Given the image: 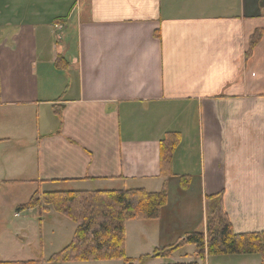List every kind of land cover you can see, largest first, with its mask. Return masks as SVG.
I'll return each instance as SVG.
<instances>
[{"label": "crops", "instance_id": "1", "mask_svg": "<svg viewBox=\"0 0 264 264\" xmlns=\"http://www.w3.org/2000/svg\"><path fill=\"white\" fill-rule=\"evenodd\" d=\"M0 165L65 191L167 187L158 220L128 222L153 245L139 257L206 232L216 194L235 233L263 232L264 0H0Z\"/></svg>", "mask_w": 264, "mask_h": 264}, {"label": "trees", "instance_id": "2", "mask_svg": "<svg viewBox=\"0 0 264 264\" xmlns=\"http://www.w3.org/2000/svg\"><path fill=\"white\" fill-rule=\"evenodd\" d=\"M263 31L257 30L250 40V51L259 43ZM55 66L66 70L69 63L60 56ZM61 115V109L54 107ZM178 133H168L161 146L162 175L172 174L173 155L180 143ZM183 185L190 184L188 177L183 178ZM43 202L56 211L69 217L78 224L72 241L52 259V264L67 262H90L120 259L126 263L131 260L127 255L126 223L130 220H158L163 208L168 203V190L164 187L159 192L145 189L129 190H78L36 192L28 203L18 207V211L40 206ZM207 231L188 233L183 239L167 247L156 249L152 254L140 257L143 263L153 258L169 259L187 244L196 245V259L205 260L207 255L222 254H261L264 264V231L255 233H235L228 213L223 206L222 194L210 196L206 200ZM0 264H44V260L2 261ZM132 264V263H130ZM189 264H199L197 261Z\"/></svg>", "mask_w": 264, "mask_h": 264}, {"label": "rangeland", "instance_id": "3", "mask_svg": "<svg viewBox=\"0 0 264 264\" xmlns=\"http://www.w3.org/2000/svg\"><path fill=\"white\" fill-rule=\"evenodd\" d=\"M19 165H0V260H37L42 258L44 264H52L51 259L62 251L73 239L78 224L69 217L43 202L39 196L40 206L18 211V207L29 202L36 192H54L72 190L66 184H44L37 180L25 181L27 170L19 169ZM23 171V172H22ZM23 180H13V179ZM37 179V177H34ZM80 188H84L81 187ZM76 190V189H74ZM80 190V189H77ZM126 223L127 255L132 264H158L153 258L145 263L140 261L142 246L148 244L141 235L140 224ZM150 246L148 251L153 249ZM147 250V249H146ZM143 252H146L145 249ZM200 260L207 264V258ZM210 264H253L254 257L262 258L261 254H222L215 255ZM158 259V258H157ZM166 262V260H162ZM123 260L67 262L63 264H130Z\"/></svg>", "mask_w": 264, "mask_h": 264}]
</instances>
